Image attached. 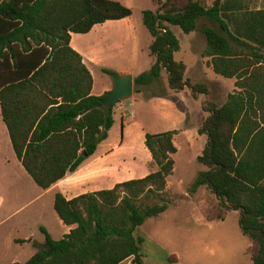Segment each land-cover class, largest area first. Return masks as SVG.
Instances as JSON below:
<instances>
[{
  "label": "trees",
  "instance_id": "obj_1",
  "mask_svg": "<svg viewBox=\"0 0 264 264\" xmlns=\"http://www.w3.org/2000/svg\"><path fill=\"white\" fill-rule=\"evenodd\" d=\"M153 4L156 10L143 12V22L153 38L155 63L134 79V90L166 73L172 91L188 89L193 99L207 97L208 87L191 84L184 77L185 64L175 60L180 43L172 27L204 36L201 56L209 59L215 75L234 80V90L220 106L206 99L201 104L207 116L197 132L206 141L196 161L203 169L189 193L204 187L214 196L208 220L237 212L251 263L264 264V13L251 33L248 24L237 27L234 15H226L229 7L222 0ZM132 14L113 0H0L2 117L18 159L40 188L48 190L76 172L114 126L116 105L102 104L110 93L92 95L93 77L72 49L71 34H86L97 24ZM201 21L209 26L200 27ZM175 135L146 134L152 160L143 179L72 200L57 193L55 211L74 228L58 241L43 229L45 243L25 264H120L130 257L143 264V240L135 233L168 209L162 195L175 170Z\"/></svg>",
  "mask_w": 264,
  "mask_h": 264
},
{
  "label": "crops",
  "instance_id": "obj_2",
  "mask_svg": "<svg viewBox=\"0 0 264 264\" xmlns=\"http://www.w3.org/2000/svg\"><path fill=\"white\" fill-rule=\"evenodd\" d=\"M113 1H119L133 10V7L129 6L124 0ZM203 1L205 4L209 5L211 0ZM222 2H225L229 7L226 15L229 13L234 15V22L237 27L248 24L251 33L258 30L257 25L259 18H261L264 13V0H222ZM196 34V31L189 34L191 37L188 39V43L192 50L195 48L193 42L196 39ZM152 42L153 38L151 37V44ZM70 45L73 50L81 55L83 63L89 69L93 77L92 95L102 97L106 93H111L113 90V81H107L98 87L97 68L111 67L115 69L119 75H131L133 79L136 78L135 74H133V69L139 64L141 26L132 16L97 24L86 34H71ZM202 52L203 50L196 51L198 59L195 64H192L190 67H187L185 64L186 71L184 77L189 80L191 84L199 83L198 80H203L204 77H208V73L212 71L207 64L209 59L203 58L201 56ZM152 59L151 68L155 63V59L153 57ZM165 80L168 82L166 73ZM185 90L189 92L191 97V92L188 89H184L183 91ZM181 92L172 91L168 100L162 97L158 98V100L162 101V104L169 106L172 111H175L178 118L179 116L183 118L187 123V129L196 127L198 131L207 116L201 109V104L206 99V96L199 95L197 99L191 97L193 102L186 104L179 96ZM197 100L199 103L196 105L195 103ZM126 103V101L118 103L114 108V112H120L123 108H126ZM128 106L134 108V105L131 103L128 104ZM201 112L204 113L205 117L203 116L202 118ZM122 117L125 118L126 116L122 115ZM131 117H133V114ZM110 132L107 140L99 145L97 152L92 157L88 158L76 172L68 174L65 179L59 181L48 190H44L34 182L18 159L13 148L9 129L2 117L0 104V264L5 260V256H15V258L10 260L9 264L27 263L35 254H29L26 248L34 244L40 247L46 241L43 229H45L50 237L56 241L63 239L71 232L74 226L70 227L65 225L55 211L54 203L57 193H62L67 200H72L81 195L102 190H111L117 184L124 183L123 181L114 180L115 167L110 163V159L121 147H117L111 152H107V147H105L103 153H98L100 147L104 146V144L110 140ZM149 158L151 162V154L146 147L144 156L140 157V159L146 160L148 163ZM138 164L142 165L143 169L139 172V177L136 178L143 179L147 177L150 172L147 171L143 163L140 162ZM137 169L129 168L127 171L132 173ZM116 170L122 172L123 168L116 167ZM173 175L168 178L166 193L174 196L178 192L180 184H175V186L172 184L175 182L172 179ZM132 180L136 179L134 178L129 181ZM207 192L209 193L208 197L213 199L210 208L208 210H203L202 222L205 226L212 229L211 227L213 224L224 221L230 213L224 220H208L206 218L207 212L216 206V201L213 195L210 194L209 191ZM183 194L189 203L196 204L194 197H191L185 190H183ZM193 195L195 196V194ZM168 211L169 206L166 212L157 217L149 218L143 226L136 230V236L143 240L141 244L143 264L197 263L198 261H195L193 256L195 250L193 246L195 243L189 244L186 242L192 239V235L188 228H184L183 232L179 235L176 232L158 231L162 230L158 227H155L154 230L147 229L146 226L149 222H153V226L163 222V216ZM200 224L202 225V223ZM55 235H59L60 238L56 239ZM179 239H181L183 243H178L177 241ZM203 247H205V249ZM249 247L250 244L245 249V254L247 255L246 264H252L250 253L248 252ZM201 250L204 254L209 255L210 258H214V251L208 249L204 243ZM217 250L224 251L221 245H218ZM16 254L23 257L26 262L20 263ZM120 264H135L134 257H130Z\"/></svg>",
  "mask_w": 264,
  "mask_h": 264
},
{
  "label": "rangeland",
  "instance_id": "obj_3",
  "mask_svg": "<svg viewBox=\"0 0 264 264\" xmlns=\"http://www.w3.org/2000/svg\"><path fill=\"white\" fill-rule=\"evenodd\" d=\"M129 6L133 7V19L137 20L141 26V46L139 49V64L133 69L135 77L149 72L153 62L151 56V36L148 29L144 26L142 21L143 12L147 10L155 11L153 0H124ZM210 3V2H209ZM209 26L206 21H201L199 26ZM175 36L180 42L181 49L175 53V59L184 62L187 67L195 64L197 58L196 51L204 50L205 39L204 36L196 31V39L194 40L195 48L190 47L188 39L190 35L181 33L178 27H172ZM98 87L107 82L112 81L111 75L118 74L117 71L111 67L97 68ZM100 72V74H99ZM199 83L205 84L208 89V96L205 97L207 101L214 103L217 106L222 105L227 95L234 90V80H226L216 76L212 71L208 73V77L198 80ZM113 83V82H112ZM170 88L168 82L165 80V73L163 78L159 81L153 82L148 87H141L139 90H134L133 97L126 101L127 107L120 112H114V126L110 132V140L104 146L100 147L99 154L103 153L104 148L111 152L117 147L120 150L110 159L115 167L114 180L129 181L131 179H138L139 172L143 169V163L148 172H150L149 162L141 160L146 149L145 135L146 134H160L170 131H176L174 138L175 146L178 151L173 156L175 160V173L173 175L172 184H180L178 192L173 196L171 194H163L162 198L169 206V211L163 216V222L159 225H154L149 222L146 226L148 230L158 227L167 232H176L178 235L183 232L184 228L190 230L192 239H189V244H194V259L198 261L195 264H246L247 255L245 249L249 245L247 238L241 235L238 225V213H230L224 221L216 222L212 225V229L205 226L202 222L203 210L209 209L212 204V199L208 197L209 193L206 188H200L198 192L189 193V185H191L196 174L203 169L196 161V156L199 155L201 149L204 147L206 138L199 135L196 127L187 129V123L183 118L172 111L169 106L162 104L163 102L158 98H170ZM180 98L186 104L192 103L193 100L187 90L180 93ZM133 104L134 108L128 106ZM199 103H195L196 105ZM133 114V117L131 115ZM122 115L126 117L123 118ZM202 118L205 117L201 112ZM196 151V152H195ZM116 167H122L123 171L118 172ZM135 168V172H128L127 169ZM175 189V188H174ZM183 190L191 197H194L196 204L189 203L183 196ZM211 197V196H210ZM214 197V196H213ZM149 203H153L150 201ZM201 210V211H200ZM202 223V225L200 224ZM211 230V231H210ZM59 239V235H55ZM183 243L181 239L177 241ZM176 243V242H175ZM205 244L208 249L214 251V258H210L201 250ZM202 244V245H201ZM218 245L222 246L224 251H218ZM205 249V247H203ZM29 254H36L39 247L34 244L26 248ZM20 263H24L25 259L16 254ZM26 257V256H25ZM15 256H5L2 264H9L10 260ZM27 260V258H26Z\"/></svg>",
  "mask_w": 264,
  "mask_h": 264
},
{
  "label": "water",
  "instance_id": "obj_4",
  "mask_svg": "<svg viewBox=\"0 0 264 264\" xmlns=\"http://www.w3.org/2000/svg\"><path fill=\"white\" fill-rule=\"evenodd\" d=\"M111 78L113 90L101 101L105 107L109 108H113L123 100L131 99L134 94V79L131 75L112 74Z\"/></svg>",
  "mask_w": 264,
  "mask_h": 264
}]
</instances>
